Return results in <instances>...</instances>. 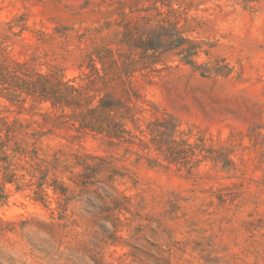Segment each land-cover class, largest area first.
<instances>
[{"label":"rangeland","instance_id":"rangeland-1","mask_svg":"<svg viewBox=\"0 0 264 264\" xmlns=\"http://www.w3.org/2000/svg\"><path fill=\"white\" fill-rule=\"evenodd\" d=\"M0 264H264V0H0Z\"/></svg>","mask_w":264,"mask_h":264}]
</instances>
